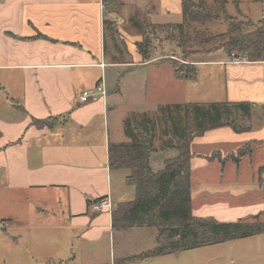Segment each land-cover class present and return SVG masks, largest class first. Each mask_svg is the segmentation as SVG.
I'll list each match as a JSON object with an SVG mask.
<instances>
[{
	"label": "crops",
	"instance_id": "crops-1",
	"mask_svg": "<svg viewBox=\"0 0 264 264\" xmlns=\"http://www.w3.org/2000/svg\"><path fill=\"white\" fill-rule=\"evenodd\" d=\"M254 2L261 15L258 22L249 21L255 25L264 22V0ZM116 4L120 11H108L103 0H0V91L13 102L0 101V231L9 256L16 255L19 264H166L171 255L120 263L153 249L131 252L141 231L156 230L115 231L110 213L95 214L88 206L109 197L114 208L135 198L133 186L125 182L127 172L108 167V146L128 142L124 119L130 113L154 114L162 105L186 104L185 81L161 50L153 56L161 49L155 46V33L165 35L168 27L182 22L180 0ZM143 32L147 59L137 48ZM207 56L191 63L197 90L205 96L199 104L248 102L254 108L247 132L219 127L189 144L190 209L200 218L215 214L207 205H195L211 190L212 172L219 179L227 169L233 174L234 196L243 194L238 182L244 173L253 191L264 188V166L255 159L264 153V60H234L222 50ZM165 68L172 74L168 88L155 79L147 90L146 81H137L136 74L156 76ZM99 81L105 98L78 104L80 93ZM164 97L166 104L159 102ZM45 120L53 126L32 124ZM247 144L251 152L238 164L218 160ZM225 208L237 213L224 216L226 222L264 210L261 205L250 211Z\"/></svg>",
	"mask_w": 264,
	"mask_h": 264
},
{
	"label": "trees",
	"instance_id": "trees-1",
	"mask_svg": "<svg viewBox=\"0 0 264 264\" xmlns=\"http://www.w3.org/2000/svg\"><path fill=\"white\" fill-rule=\"evenodd\" d=\"M257 1V0H256ZM108 0H103V3ZM182 22L171 25L178 30L183 52L192 47L188 29L219 21L221 16L228 23L227 33L212 35L206 29L195 31L200 45L217 41L213 49L224 51L229 58L239 61L261 62L264 60V22H238L226 13V1L215 0V6L208 8L204 2L180 0ZM107 24L104 22V25ZM252 28L251 30H243ZM146 27H143V31ZM142 43L137 45L143 59L148 58V38L143 32ZM210 45V44H209ZM210 53V52H206ZM194 64H187L176 70L181 80L195 78ZM253 104L250 103H188L184 105H162L154 114L130 113L124 120L123 133L128 142L108 146V167L111 170L127 172L125 182L134 188L132 202L120 203L111 211L113 230L133 228H154L156 230L153 249L122 260L130 263L136 260L190 251L207 245L235 242L239 239L264 234V224L259 215L251 220L237 219L234 222H217L211 217L192 215L190 204V159L189 144L204 132L228 127L235 133L249 130ZM35 126L52 127L50 120L32 122ZM159 144V149L155 148ZM250 145L241 147L234 155L220 160L238 164V159L249 155ZM163 150L176 151L175 156L165 158L159 170H153V156ZM215 156H212V159Z\"/></svg>",
	"mask_w": 264,
	"mask_h": 264
},
{
	"label": "rangeland",
	"instance_id": "rangeland-1",
	"mask_svg": "<svg viewBox=\"0 0 264 264\" xmlns=\"http://www.w3.org/2000/svg\"><path fill=\"white\" fill-rule=\"evenodd\" d=\"M126 2L127 0H114L115 3L113 6H109L104 4V7H107V10H117L120 11L122 8L117 7V2ZM193 2L199 3L204 2L208 8L215 6V0H192ZM226 1V13L228 17L234 18L238 22H243L244 24L249 21H254V23L258 22L261 19V15H258V7L260 10V5L254 2V0H225ZM115 5V6H114ZM115 7V8H114ZM240 14L245 15L242 16ZM172 21L175 18H171ZM224 17L221 16L219 21H215L213 23H209L205 25V27L198 25H191L188 29L190 34L189 42L191 44V48L187 53L183 52L182 44H178L180 41V35L176 28L171 27V30L167 32L165 35H162L159 32L155 33V46H159L161 49L156 50L153 52V56L157 57L158 53H162V56H165L166 61L170 62L175 70H180L185 65L190 64L197 60L202 59H210L207 55L208 52L216 51L213 49V45L217 43V41L210 42L207 45H200L197 40V35H195V31H201L202 29H206L212 35L216 34H225L227 33L228 23ZM251 30L252 28H244L243 30ZM146 30V29H144ZM159 40V41H158ZM168 40L167 42H162ZM210 44V45H209ZM109 46V45H108ZM109 48V47H108ZM113 53H109V56ZM156 76L148 75L147 72H141L138 75L136 74L137 81L143 80L147 83V90L149 89L150 84L154 85V80L157 79L162 81V84L165 88H168L173 84L172 82V74L168 68L163 69L160 73L155 74ZM196 78V77H195ZM132 81V78H130ZM130 83L133 84V82ZM183 83V90L185 91L184 99H186V104L188 103H197L202 102L204 99V92L200 93V90H197L198 83L197 79H187L184 80ZM132 87V85H131ZM12 97L9 93L7 94L6 91H0V101L4 103H8L9 105L13 103L10 99ZM173 99H177V96ZM172 99V100H173ZM8 100V101H7ZM169 99L165 97L162 98L159 102L162 104L168 103ZM154 102V101H152ZM173 102V101H172ZM125 120V119H124ZM124 122V121H123ZM254 122V120L252 121ZM249 123V122H248ZM253 124V123H252ZM124 126V123H123ZM122 126V130H123ZM160 145L155 144V148L159 149ZM176 151L172 150H163V152H158L153 156L151 161V166L153 170H159L161 168V163L166 157H173L175 156ZM215 156V155H214ZM256 163H259L260 166H264V153L261 155L255 156ZM218 160H221L219 158ZM217 170V169H215ZM212 170V171H215ZM244 170V168H242ZM246 171V170H244ZM250 172V168L248 173ZM233 174L226 170L224 176L222 178L216 177L215 173L212 172L211 175H208V179L211 182L208 184L211 187V190L206 193V195L198 200L195 205L200 208L203 205H207L215 211L214 215H208L209 217L213 218L217 222H226L224 216H235V214L228 211L225 206L230 208H243V209H253L257 206L264 207V188L262 187L259 191L252 190V187H248L250 182L247 180L248 174H243L242 179L238 182L240 185L238 189L240 192L242 191L243 194L233 195L231 191L233 190V186L235 185V181L233 178ZM214 178V179H213ZM134 194V189H130ZM252 207V208H250ZM238 211V210H237ZM239 212V211H238ZM262 213L259 215L258 221L264 224V210L261 211ZM258 213H256L257 215ZM237 218H244L251 220V218L247 217L245 213ZM235 219V220H236ZM234 220V221H235ZM228 222V221H227ZM1 229V228H0ZM156 231L153 232V229H145V231L140 232V240L137 246H133L131 252H139L141 250H148L154 247L155 244V234ZM3 231H0V264H19V260L15 256H9L10 251L7 250L6 245L4 244L5 234L3 235ZM7 236V235H6ZM8 238V236H7ZM179 253V252H178ZM180 255L176 256L175 253L168 256L166 264H245V263H256L260 260H264V234L251 236V238L246 239H239L235 242H222V244H215V245H207V247L196 248L190 251H181ZM12 259V260H9Z\"/></svg>",
	"mask_w": 264,
	"mask_h": 264
},
{
	"label": "built area",
	"instance_id": "built-area-1",
	"mask_svg": "<svg viewBox=\"0 0 264 264\" xmlns=\"http://www.w3.org/2000/svg\"><path fill=\"white\" fill-rule=\"evenodd\" d=\"M104 66V65H101ZM77 99L78 104H84L96 101L99 98H105V87L103 81H99L93 88L85 89L80 93ZM89 210L95 214H101L103 211L112 213L113 206L109 197H104L100 200L92 201L89 203Z\"/></svg>",
	"mask_w": 264,
	"mask_h": 264
}]
</instances>
